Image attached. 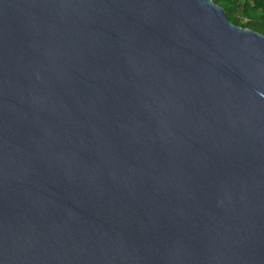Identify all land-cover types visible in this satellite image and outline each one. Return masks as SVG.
Listing matches in <instances>:
<instances>
[{
	"label": "water",
	"instance_id": "95a60500",
	"mask_svg": "<svg viewBox=\"0 0 264 264\" xmlns=\"http://www.w3.org/2000/svg\"><path fill=\"white\" fill-rule=\"evenodd\" d=\"M0 264H264V35L213 0H0Z\"/></svg>",
	"mask_w": 264,
	"mask_h": 264
},
{
	"label": "trees",
	"instance_id": "16d2710c",
	"mask_svg": "<svg viewBox=\"0 0 264 264\" xmlns=\"http://www.w3.org/2000/svg\"><path fill=\"white\" fill-rule=\"evenodd\" d=\"M213 1L225 10L231 23L264 35V0Z\"/></svg>",
	"mask_w": 264,
	"mask_h": 264
}]
</instances>
